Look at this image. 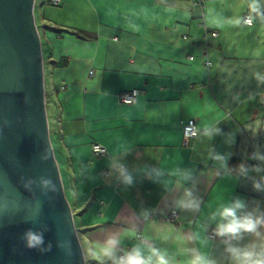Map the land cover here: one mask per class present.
Returning a JSON list of instances; mask_svg holds the SVG:
<instances>
[{
	"label": "crops",
	"instance_id": "obj_1",
	"mask_svg": "<svg viewBox=\"0 0 264 264\" xmlns=\"http://www.w3.org/2000/svg\"><path fill=\"white\" fill-rule=\"evenodd\" d=\"M248 4L34 0L51 144L86 264H97L85 255L89 243L111 234L120 238L121 252L142 243L170 253L196 248L161 241L156 233L166 224L184 235L200 225L208 231L217 197H241L249 209L264 202L250 180L234 178L209 156L210 150L230 154L228 167L235 168L255 164L247 160L254 151L264 153V130L253 136L249 128L264 123V79L257 80L264 77V19L253 18ZM244 14L251 25L242 23ZM133 89L136 101L121 103L118 95ZM189 119L197 133L186 141L182 125ZM213 123L221 134L208 139L203 128ZM227 133L234 143L225 142ZM93 143L106 154H93ZM113 159L128 169L132 184L121 182ZM177 169L193 172L199 211L169 203L165 187L174 184ZM171 210L179 213L175 221L166 219ZM210 252L223 261L218 240Z\"/></svg>",
	"mask_w": 264,
	"mask_h": 264
},
{
	"label": "water",
	"instance_id": "obj_2",
	"mask_svg": "<svg viewBox=\"0 0 264 264\" xmlns=\"http://www.w3.org/2000/svg\"><path fill=\"white\" fill-rule=\"evenodd\" d=\"M33 6L0 0V264H86L50 140ZM27 231L43 244L26 247Z\"/></svg>",
	"mask_w": 264,
	"mask_h": 264
},
{
	"label": "clouds",
	"instance_id": "obj_3",
	"mask_svg": "<svg viewBox=\"0 0 264 264\" xmlns=\"http://www.w3.org/2000/svg\"><path fill=\"white\" fill-rule=\"evenodd\" d=\"M249 13L255 19H264V0H249ZM264 77L257 76V80ZM253 136L264 130V123L257 121L249 126ZM221 134V129L215 123L203 128V135L211 139ZM225 142L234 143L232 133L224 134ZM126 151V149H124ZM230 154H219L209 151L210 158L217 162L220 169L240 180H250L256 193H264V153L254 151L247 157L255 164L240 163L235 168H229L227 161ZM122 183L130 185L133 182L128 169L117 159L110 163ZM177 179L174 184L165 187L170 197L169 203L178 210L199 211L201 201L195 194V176L191 170L177 169L174 173ZM50 181H42L45 186ZM191 185V186H186ZM262 201H254L251 209L248 202L241 197L225 201L217 197L215 206L208 215V223L212 226L211 237L207 236L208 225H200V230L190 235L181 234L171 224L161 226L156 237L161 241L171 240L174 244L186 245L194 242L196 248L181 247L175 253L160 249L149 243H142L130 249L119 251L120 238L115 234L102 240L91 241L85 253L88 260L97 264H264V208ZM218 240L223 246V261L211 255L212 240ZM25 246L38 248L43 244L40 233L27 231L24 234ZM184 257V258H181Z\"/></svg>",
	"mask_w": 264,
	"mask_h": 264
},
{
	"label": "built area",
	"instance_id": "obj_4",
	"mask_svg": "<svg viewBox=\"0 0 264 264\" xmlns=\"http://www.w3.org/2000/svg\"><path fill=\"white\" fill-rule=\"evenodd\" d=\"M49 3L57 5L60 3V0H47ZM199 2V1H198ZM242 23L245 25H251L252 24V17L249 14H244L242 17ZM211 35H216V32L213 31ZM192 56H190V59ZM210 62L207 61L206 64H209ZM138 96V90L133 89L131 91L122 92L118 95V99L121 103L125 104H131L136 101ZM197 133V129L194 123V120L189 119L186 123L182 125V137L184 140H188L191 137H194ZM91 151L95 155H103L106 154V149L99 143H93L91 145ZM179 217V213L176 210H171L169 214L166 216V219L168 221H175ZM212 228L208 229L207 236L211 237Z\"/></svg>",
	"mask_w": 264,
	"mask_h": 264
},
{
	"label": "rangeland",
	"instance_id": "obj_5",
	"mask_svg": "<svg viewBox=\"0 0 264 264\" xmlns=\"http://www.w3.org/2000/svg\"><path fill=\"white\" fill-rule=\"evenodd\" d=\"M37 13H38V12H37ZM37 13H36V12L34 13V17L36 18V22H37L38 25H39L38 15H36ZM37 23H36V24H37ZM38 30H39V29H38ZM42 60H43V72H44L45 62H44V58H43V56H42ZM43 78H44V74H43ZM46 116H47V120H48V127L50 128L52 122H51V113H50V111H48V109H46ZM50 140H51V138H50Z\"/></svg>",
	"mask_w": 264,
	"mask_h": 264
},
{
	"label": "trees",
	"instance_id": "obj_6",
	"mask_svg": "<svg viewBox=\"0 0 264 264\" xmlns=\"http://www.w3.org/2000/svg\"><path fill=\"white\" fill-rule=\"evenodd\" d=\"M49 134H50V138H51V134L52 133H51V129L50 128H49ZM234 160H235V157L232 158V161H234Z\"/></svg>",
	"mask_w": 264,
	"mask_h": 264
}]
</instances>
